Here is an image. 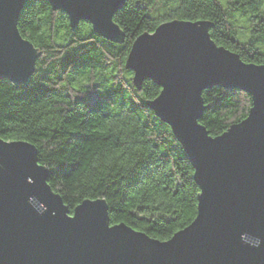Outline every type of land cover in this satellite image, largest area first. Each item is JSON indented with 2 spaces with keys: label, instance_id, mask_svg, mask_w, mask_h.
Instances as JSON below:
<instances>
[{
  "label": "water",
  "instance_id": "1",
  "mask_svg": "<svg viewBox=\"0 0 264 264\" xmlns=\"http://www.w3.org/2000/svg\"><path fill=\"white\" fill-rule=\"evenodd\" d=\"M29 0H0V79L27 82L39 53L17 28ZM108 41L124 36L113 17L125 0H45ZM207 20H169L139 34L125 68L146 102L167 124L193 168L199 193L189 225L158 240L124 223L110 225L102 199H85L69 213L47 183L36 147L0 138V264H264V63H245L217 46ZM213 87L245 92L248 114L211 136L199 119L201 96Z\"/></svg>",
  "mask_w": 264,
  "mask_h": 264
},
{
  "label": "trees",
  "instance_id": "2",
  "mask_svg": "<svg viewBox=\"0 0 264 264\" xmlns=\"http://www.w3.org/2000/svg\"><path fill=\"white\" fill-rule=\"evenodd\" d=\"M17 28L39 53L24 84L0 79V138L37 149L47 183L71 214L85 199H102L109 224L124 223L167 240L193 221L199 188L170 127L146 106L160 88H137L125 68L139 34L166 21L207 20L217 46L245 63H264V0H125L113 20L122 42L108 41L91 24L70 27L45 0H29ZM199 119L211 136L248 114L245 92L213 87L201 94Z\"/></svg>",
  "mask_w": 264,
  "mask_h": 264
},
{
  "label": "snow or ice",
  "instance_id": "3",
  "mask_svg": "<svg viewBox=\"0 0 264 264\" xmlns=\"http://www.w3.org/2000/svg\"><path fill=\"white\" fill-rule=\"evenodd\" d=\"M156 239H159L158 237H156ZM169 239H171V238H169Z\"/></svg>",
  "mask_w": 264,
  "mask_h": 264
}]
</instances>
